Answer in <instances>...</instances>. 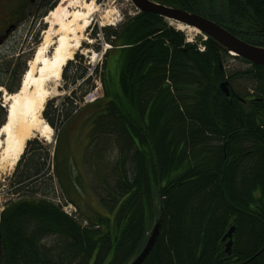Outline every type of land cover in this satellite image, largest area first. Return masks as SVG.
Masks as SVG:
<instances>
[{"label":"trees","instance_id":"1","mask_svg":"<svg viewBox=\"0 0 264 264\" xmlns=\"http://www.w3.org/2000/svg\"><path fill=\"white\" fill-rule=\"evenodd\" d=\"M157 1L208 17L247 41L253 39L242 30L251 28L254 15L264 16V1ZM96 33L111 45L97 67L103 96L78 105L94 85L76 66L71 94L59 105L47 102L43 114L51 125L68 121L56 140L52 173L38 139L28 140L15 166L12 196L0 212V264H125L145 243L159 186L163 222L142 264H233L235 257L264 264V108L254 113L220 90L221 65L230 56L210 37L200 40L205 50H199L151 12L137 10L118 27ZM113 65L119 71L115 86ZM72 66L70 60L63 69L67 78ZM26 68L9 66L0 86L17 91ZM258 80L264 83V75ZM2 100L0 127L7 114ZM91 104L95 110L79 127L87 133L90 126L84 161L100 169L114 149L118 154L110 173L99 174L107 185L114 182L99 200L102 211L78 219L47 196L57 197L56 177L67 199L83 210L86 199L71 186L74 157L70 149L62 155L61 136ZM233 225L228 254L223 237Z\"/></svg>","mask_w":264,"mask_h":264},{"label":"rangeland","instance_id":"2","mask_svg":"<svg viewBox=\"0 0 264 264\" xmlns=\"http://www.w3.org/2000/svg\"><path fill=\"white\" fill-rule=\"evenodd\" d=\"M94 2L97 4V10L92 14V18L90 20L89 26L84 31L85 38L83 42L81 43L80 47L76 50L74 53V56L72 57L73 65L68 70L67 76H64L62 74L60 79V86H59V93L57 96L50 98L49 100H53L55 105H59L61 103L62 97H68L71 94V88L73 85L71 84L70 78L75 74L77 70H84L85 76H89L91 78V83H93L92 90L90 93L87 94L88 97H85V102H82V104H78L79 106H82L87 103H91L93 100H95L97 97H101L103 95V88L102 84L99 80V74L100 71H97V67L101 65L102 61L104 60V53L107 51V49L110 48V43H108L102 36H99L98 33L93 35L95 31H100L101 28L105 26H111V27H118L125 19L127 15L135 14L137 12V8L135 7L132 0H94ZM55 8V7H54ZM172 20H169L168 23H172L175 26L176 30H179L185 34V37L189 40L194 39L195 41L199 42L205 39V33H197L188 29L181 30L177 27L178 23L171 22ZM45 24L44 19L39 22V20H35L34 22V30L33 33H31L28 37H11L9 40H7L2 46H0V77L3 76V74L7 71L9 66H15L16 68H21L25 65L27 66V62L32 58L37 46L41 42L42 38V32L45 28L48 27V24L46 26H43ZM170 24V25H172ZM191 32V33H190ZM207 36V35H206ZM87 38V39H86ZM230 57L225 61V66L227 68V72H235L237 70H242V68H245L246 66L243 65L240 61V59L235 58L234 55L227 53ZM67 65V64H66ZM76 66H78V69L76 70ZM119 71L117 69V66L112 67L111 75L113 78V85L118 82ZM15 78L13 80H9L10 82H14ZM247 79L240 78L239 80L234 81L235 87L240 86H248ZM89 85H86L88 87ZM7 89L6 87L3 88ZM2 89H0V97H3ZM245 90V88H244ZM9 91V90H8ZM80 94V91H78L77 95H75V100L77 101ZM48 100V101H49ZM5 105V104H4ZM54 107V106H53ZM94 105H89L82 110L84 112L77 115L74 119V122L71 124V122L68 124V128L65 130L66 132L62 134L61 136V147L62 149V155H66V152L68 149L71 150L73 157L71 159L72 162V170H73V179L75 180V184L71 186H76L77 190L84 196L83 199H86V201L82 204V212L80 210H77V218L84 219L86 218V214H92L97 209L102 211L99 200L104 197L108 196L109 190L111 187V184H114L113 181L108 180V185L104 183V181L99 180L100 175L104 174V176H107L110 173L111 166L115 163L118 151L114 149L111 154L106 156V159L104 161V166L101 165L100 169L97 168V164L95 167L92 166V163H88L84 156L86 152L87 144L85 145L86 141L82 138L75 141L73 138V129L76 130L82 123V121L86 118L87 115H89L91 112L95 110ZM75 113V112H73ZM46 121L47 118L44 114H42ZM68 120H64V123H60L59 120H55L56 126L51 125L53 128V140L51 142H48L40 136L39 134H36L32 139H38L40 142V146L45 147V151L48 152L49 158L47 159L46 167L48 163H52V157L54 156V147L56 145V140L59 139V131L62 129V127L67 123ZM49 122V121H48ZM63 124V125H62ZM71 125V126H70ZM72 129L68 130L70 127ZM74 130V131H75ZM81 133H83V129H79ZM59 135V136H58ZM73 137V138H71ZM36 146V143H33L31 147L29 148V151H33V147ZM89 148V146H88ZM29 152L26 154V158L29 157ZM62 157V156H61ZM82 158V159H81ZM25 160L22 162L23 167L25 165ZM5 170H4V169ZM2 169V170H1ZM0 169V212L4 209V206L6 205V201L11 198V191L13 189L15 181V174L14 170H10L7 167H2ZM21 169V168H20ZM19 171V170H18ZM63 171H61V174ZM65 177V175L63 174ZM80 179H77V177ZM109 179L111 178L108 176ZM45 180V179H44ZM86 180V181H84ZM63 184L69 188V185L66 183L64 179H62ZM70 182H72V179H70ZM53 190L55 188H58L60 190L59 196L54 197L53 194L51 196H47V198L53 199L55 203L61 204L66 203L65 201L68 200L66 196L65 189L59 186V182L56 177H54V185ZM25 190V189H24ZM16 195V194H15ZM14 195V198L17 196ZM39 196L44 197L41 193L38 194ZM68 195V194H67ZM79 201V199H76ZM70 201V200H68ZM72 202V201H70ZM153 206V205H152ZM154 209V208H153ZM153 220V218H152ZM152 220L150 222V225H152Z\"/></svg>","mask_w":264,"mask_h":264},{"label":"bare ground","instance_id":"3","mask_svg":"<svg viewBox=\"0 0 264 264\" xmlns=\"http://www.w3.org/2000/svg\"><path fill=\"white\" fill-rule=\"evenodd\" d=\"M97 7L94 0H61L44 19L48 27L43 30L41 42L21 76V87L15 92L3 90L2 102L7 108L8 119L0 127V169L13 170L28 140L36 134L48 142L53 140V128L42 113L48 100L60 94L63 69L83 42L84 31ZM177 27L201 33L197 27L182 22H178ZM47 167L52 173L53 164L48 163ZM55 189L59 196L60 190ZM65 202L60 204L62 210L67 213L64 206L72 204L76 209L72 215L76 217L79 210L76 204ZM223 241L227 252V239Z\"/></svg>","mask_w":264,"mask_h":264},{"label":"flooded vegetation","instance_id":"4","mask_svg":"<svg viewBox=\"0 0 264 264\" xmlns=\"http://www.w3.org/2000/svg\"><path fill=\"white\" fill-rule=\"evenodd\" d=\"M254 1L256 2L254 6H258L257 1L263 2L264 0ZM59 2H61V0H0V46H2L7 40L14 36L28 37L31 33H33L35 20H39V22H41V20L45 19L46 16H48V14L51 12V10L59 4ZM162 17H164L167 23L169 20H172V22L174 23L181 22L174 18L166 16ZM262 19L264 20V16L254 15L252 17L250 23L251 28L249 27L242 30V33L243 35L252 37L253 41H247L242 38L244 41L264 47V22ZM170 24L172 23L169 22L168 25L175 28L173 24ZM43 26H46V22ZM235 58L240 59L241 63L246 67L235 72H227L225 63L222 64L221 69L225 73V79H222L220 81L219 88L225 94V97H228L231 102L233 100H237L246 109L254 110V113H262L260 112V109L264 108V104H261L262 102H264V92L260 91L259 88H264V83L258 80V76L260 74L264 75V64L250 62L242 56H238ZM240 78L247 79L248 86L244 85L235 87L234 81L239 80ZM223 81H228V93L220 86ZM259 103L263 106H261ZM91 114L92 112L87 115L85 119H87ZM85 124L89 123L86 122ZM79 127L76 129H79ZM85 129L88 130L87 133H81L77 130L74 134L76 139L79 140L82 138L83 140H85L86 145L89 139L90 126H85ZM260 129H264V125H261ZM74 130L75 129H73V131ZM60 131H62V129ZM96 211H99V209H97ZM226 263L230 264L229 262ZM246 263H249V260L242 261L239 257H235V262L233 264Z\"/></svg>","mask_w":264,"mask_h":264},{"label":"water","instance_id":"5","mask_svg":"<svg viewBox=\"0 0 264 264\" xmlns=\"http://www.w3.org/2000/svg\"><path fill=\"white\" fill-rule=\"evenodd\" d=\"M132 2L140 12H151L174 18L185 24L197 27L200 32L205 33L208 37L216 41L227 53H230L236 57L242 56L253 63L264 64L263 46L254 45L244 41L242 38L208 17L192 11L181 9L180 7L162 3L157 0H132ZM21 85L22 79L20 81L19 88ZM220 86L227 93L229 92L228 81H223ZM7 119L8 114H6L5 122ZM159 190L160 186L157 188L152 197L155 214L151 223L152 226L149 227L148 232L146 233L145 243L140 245V249L138 248L125 264H142L154 247L163 222V206L159 197ZM234 231L235 226L233 225L223 237V240L227 239L226 251L228 254L231 253ZM1 244L2 230L0 218V246Z\"/></svg>","mask_w":264,"mask_h":264},{"label":"built area","instance_id":"6","mask_svg":"<svg viewBox=\"0 0 264 264\" xmlns=\"http://www.w3.org/2000/svg\"><path fill=\"white\" fill-rule=\"evenodd\" d=\"M203 49H204L203 46L200 47V50H203ZM64 210L70 215H72L76 211L75 207L72 204H66L64 206Z\"/></svg>","mask_w":264,"mask_h":264},{"label":"crops","instance_id":"7","mask_svg":"<svg viewBox=\"0 0 264 264\" xmlns=\"http://www.w3.org/2000/svg\"><path fill=\"white\" fill-rule=\"evenodd\" d=\"M77 130H75V132H76ZM73 134V133H72ZM84 181H86V180H84ZM84 197H86L85 195H84ZM87 198V197H86Z\"/></svg>","mask_w":264,"mask_h":264}]
</instances>
